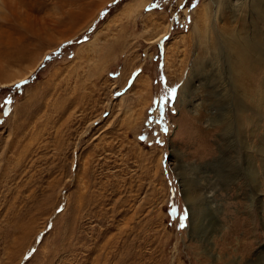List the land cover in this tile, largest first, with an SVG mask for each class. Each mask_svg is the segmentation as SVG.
Returning a JSON list of instances; mask_svg holds the SVG:
<instances>
[{"label":"rangeland","instance_id":"1","mask_svg":"<svg viewBox=\"0 0 264 264\" xmlns=\"http://www.w3.org/2000/svg\"><path fill=\"white\" fill-rule=\"evenodd\" d=\"M0 10V264H264V0ZM235 30L260 59L241 74L242 133L228 76L212 67ZM194 63L210 66L197 78ZM248 133L255 182L238 143ZM186 172L201 194L196 227Z\"/></svg>","mask_w":264,"mask_h":264},{"label":"bare ground","instance_id":"2","mask_svg":"<svg viewBox=\"0 0 264 264\" xmlns=\"http://www.w3.org/2000/svg\"><path fill=\"white\" fill-rule=\"evenodd\" d=\"M2 3H3V0H2ZM2 3L0 0V5ZM0 17H2L1 14H0ZM205 31L207 32L208 29H206ZM237 32H239V30H235V32L232 33L231 37L227 41H225V39L223 37L224 34L223 33L221 34L222 37L218 38L217 46H218V49H219V47H221V48L225 47L226 48V54H225L226 58H225V61L223 63L218 62L217 64H212V63H214V62H212L211 64H212V67L221 71L222 73L223 72L226 73L228 76V78H226L227 79L226 86L229 87L228 89L231 88L230 91H232L235 94V102L236 103H235V107H234L233 111L238 116V119L235 120V122H234L235 125L232 123V126H233L234 131H236L238 133H242L243 132V121H242L243 115L242 114L246 113L247 103L250 104V102L246 101L247 96L244 92L245 90H243V88H242L243 84L241 85V83H240L241 79H242L241 74H242V71L245 69L255 71V68H257L256 66L260 62L259 61L260 59H259V57L258 58L256 57L255 45L251 44V41H253L257 45V41L252 40V39L251 40H247V39L239 40L238 38L240 36L238 35ZM215 48H213V49H215ZM221 52H222V50H221ZM195 63H198V62H195ZM195 63L192 65V70H191V72H192L191 75L193 74L192 77H194V76L197 77V75L202 70H206L210 66L209 64H206V66L208 65L206 68V66H204V63H202V69L199 70V68L197 67L199 65L195 64ZM191 80H192V78L191 79L188 78L187 79L188 82H185L181 87L179 100L181 102V105H183V106L186 105V100H187L186 98H188V99L190 98L189 90L191 89V82H192ZM202 81H203V79H202ZM228 92H226V93H228ZM187 104L191 105V104H193V102H190L188 100ZM243 105H245V107ZM196 112H198V110ZM207 112L208 113L204 114V117L205 118L207 117L208 121H212L214 119V117H212V115H214V113L212 114V112L210 110H208ZM224 120L225 119H221L222 122ZM248 134H250V133H248ZM248 134L243 136V137L241 136V140H239L238 143H240L239 145H242V147H244L246 149L247 160H248L247 172H250V174H251V182H255L257 177L259 176L257 174V170H259V164H258L259 162H258L256 155L254 154L255 150H257V146L253 141H251V134L250 135H248ZM235 138H238V137L234 136V139ZM261 145H264V135H262V137H261ZM261 157H262V167L264 170V153L262 154ZM236 163L239 164V161H237ZM188 176H189V174L187 173V174H184V176L180 177V178H181L182 188H183V192H184V197H185V199L188 202L189 207H190L189 208L190 209V215L192 217L191 218V224L193 227H196L197 223H198L197 220L199 219L196 214L199 211L198 210L199 207H202L201 206L202 204L201 205L199 204V202H201V197H200L201 194H198V189H197L198 187H196V184L192 182V177L189 178Z\"/></svg>","mask_w":264,"mask_h":264},{"label":"snow or ice","instance_id":"3","mask_svg":"<svg viewBox=\"0 0 264 264\" xmlns=\"http://www.w3.org/2000/svg\"><path fill=\"white\" fill-rule=\"evenodd\" d=\"M21 84L23 83H27V81H21L20 82ZM20 85L18 84L17 87H19ZM175 95H176V88H172L169 90V92L165 95L164 97V101L167 102L169 101L170 99H174L175 98ZM8 103H11V100L9 99ZM165 131H167V129L165 128L164 129ZM35 251V250H33Z\"/></svg>","mask_w":264,"mask_h":264}]
</instances>
